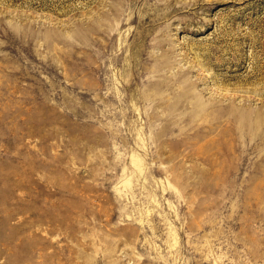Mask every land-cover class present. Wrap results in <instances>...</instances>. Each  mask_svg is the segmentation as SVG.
I'll return each mask as SVG.
<instances>
[{"label": "rangeland", "instance_id": "rangeland-1", "mask_svg": "<svg viewBox=\"0 0 264 264\" xmlns=\"http://www.w3.org/2000/svg\"><path fill=\"white\" fill-rule=\"evenodd\" d=\"M263 114L264 0H0V264H264Z\"/></svg>", "mask_w": 264, "mask_h": 264}, {"label": "bare ground", "instance_id": "bare-ground-1", "mask_svg": "<svg viewBox=\"0 0 264 264\" xmlns=\"http://www.w3.org/2000/svg\"><path fill=\"white\" fill-rule=\"evenodd\" d=\"M181 96H182V95H181ZM197 106H198V105H197ZM193 107H194V106H193ZM204 107H206V106H204ZM198 110H200V109H198ZM230 111H231L232 113L235 112L234 109H231ZM259 114H260V113H259ZM263 115H264V114H263ZM256 116H257V114L255 115V118L260 117L259 115H258L257 117H256ZM261 118H263V117H261ZM238 119H239V118H238ZM241 120H242V119H241ZM239 121H240V120H239ZM252 123H253V122H252ZM256 123H257V122H256ZM224 141H225V140H224Z\"/></svg>", "mask_w": 264, "mask_h": 264}]
</instances>
